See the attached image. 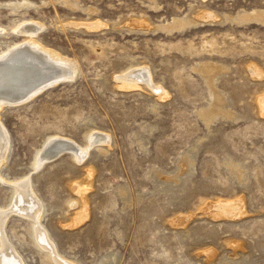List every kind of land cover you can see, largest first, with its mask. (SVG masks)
Returning <instances> with one entry per match:
<instances>
[{
  "label": "rangeland",
  "instance_id": "1",
  "mask_svg": "<svg viewBox=\"0 0 264 264\" xmlns=\"http://www.w3.org/2000/svg\"><path fill=\"white\" fill-rule=\"evenodd\" d=\"M34 24L38 43L78 67L32 97L0 101V210L11 205L7 183L29 178L60 256L37 247L14 208L3 231L18 259L264 264V0H0V53ZM136 69L150 86L122 89ZM88 134L109 143L80 151ZM50 137L74 143L80 160L51 155L34 171ZM90 169L87 215L64 227L83 210L72 186ZM221 201H240L241 214L211 218Z\"/></svg>",
  "mask_w": 264,
  "mask_h": 264
},
{
  "label": "bare ground",
  "instance_id": "2",
  "mask_svg": "<svg viewBox=\"0 0 264 264\" xmlns=\"http://www.w3.org/2000/svg\"><path fill=\"white\" fill-rule=\"evenodd\" d=\"M140 24L137 23L136 25ZM100 25L101 24L98 22L90 24L92 28L98 27V29ZM33 27L39 30L41 26L37 24H34L32 26H20L16 30L17 34L22 35L23 38H25V43H27L28 45L24 43L22 46H14L12 48L7 49L5 52L0 53V101H4L6 103L12 101L16 102L17 100H22L23 98L25 99L32 97L33 95L37 94V91L42 89L44 85H47L48 82L58 80L56 79V77L54 78V76L60 74V76L58 77L64 78L68 76L71 77L76 73L74 69H77V63H75V61H68L62 59L59 54L56 55V53L46 48L42 44L38 43L36 38H34L35 31L33 30ZM57 62H60V64L66 63V65H60L59 63V65H56L55 63ZM72 69L74 71H71ZM62 72L64 73V75H61ZM213 72H215V70H213L211 67L204 70V74L206 75ZM147 75L144 71L138 69L132 70L129 73L124 74L122 76L123 79H121L122 89L140 88L142 85H145L147 87L150 86L149 81L147 80ZM209 82L211 83V80ZM155 92L158 93V95H160L161 97H165V93H163V91L159 87L158 89H155ZM214 99V104L217 105L221 104L223 101V98L217 93L215 94ZM259 102L262 103L260 105H263L264 97H261L259 99ZM263 108L261 111H263ZM1 133L2 132H0V135ZM94 134H88L86 136V144L83 147H80V151H82L86 146H98L100 148H103L101 146L102 144L109 143V136ZM6 139H0V166L5 161L7 152L9 150V144L7 143ZM101 151H104V149H101ZM66 152L71 153V156L74 159L81 157V155H77L78 148H76L74 143H72L70 140L59 137H50L42 148L41 153L40 151L37 152L33 164V170H38L37 167L39 166V164H41L42 158L51 155H55L56 157L57 154ZM92 176L93 170H86L83 179L80 182H76L75 184H73L72 192L77 198V203L79 205L78 208H81L83 210L74 214V218L70 220L71 222H68L69 224L65 225L64 227H75L85 219L87 215L86 195L87 192L92 189ZM28 180L29 178L19 180V182H16L14 184L7 183L10 189L12 190V201L11 205L9 206L8 212L0 210V264H23V261H20L16 256L15 252H13L14 250H12V246H8L7 241L5 239L6 236H4L5 234L3 231V225L5 224V222H7L9 218L11 212L10 210L14 208L16 209L15 211L18 212L17 214L19 217L25 219L26 221H28V223H30L32 228L31 230L33 232V237L35 239L37 247L40 249H44L43 251L46 250L48 252L47 255H49V258L52 261L59 263V253L55 251V249L52 247L53 244L51 245L52 242L49 241L50 237H47V233L40 228L41 221L44 218L45 210L44 207L39 205V201L41 200L38 199V196L34 193L31 185L29 186L30 183ZM0 182L6 184V182L8 181H5L0 177ZM37 200L39 201L37 202ZM239 202L240 201H238L237 203H225L221 201L216 204L211 203L213 204L210 206L211 209H206V212L211 218L214 219L237 217L241 214Z\"/></svg>",
  "mask_w": 264,
  "mask_h": 264
}]
</instances>
